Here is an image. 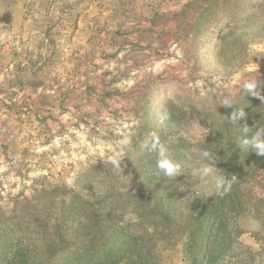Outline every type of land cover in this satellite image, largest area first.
Returning a JSON list of instances; mask_svg holds the SVG:
<instances>
[{"label":"rangeland","instance_id":"rangeland-1","mask_svg":"<svg viewBox=\"0 0 264 264\" xmlns=\"http://www.w3.org/2000/svg\"><path fill=\"white\" fill-rule=\"evenodd\" d=\"M249 78L264 96V0H0V264H264ZM206 150L239 185L198 189Z\"/></svg>","mask_w":264,"mask_h":264},{"label":"clouds","instance_id":"clouds-1","mask_svg":"<svg viewBox=\"0 0 264 264\" xmlns=\"http://www.w3.org/2000/svg\"><path fill=\"white\" fill-rule=\"evenodd\" d=\"M256 84V79L249 78L243 83L242 88L249 90V94L251 96L259 98L262 102H264V96H261L260 93L256 91H252L256 87ZM223 104L227 105L229 104V101L225 99L223 100ZM244 115L245 113L243 109L239 110L237 113H233L230 123L234 124L237 117H244ZM243 131L248 133L251 137L250 139H245L244 143L251 144L258 156H264V140L261 139L262 134H264V128H261L260 131L255 133H253L252 129L248 127H245ZM118 143L121 150H123L127 147L129 141L128 138L125 137ZM150 151L157 153L156 168L160 173L168 178H175L176 176L181 175L182 168L187 166L185 162H179L170 158L166 153V149L160 144L159 140L154 135L150 142ZM202 155L203 157L208 158L210 163H202L199 166L198 177L196 172L192 173V175L199 180V184L197 185L198 189L204 193L215 192L221 195L231 191L235 182V177L228 181L218 177L216 175L218 170L216 169L215 164L212 163L213 154L206 150L202 153ZM110 162L115 169H120V161L117 158L112 157ZM225 183L226 186H224ZM222 187L224 189L223 193H221Z\"/></svg>","mask_w":264,"mask_h":264},{"label":"trees","instance_id":"trees-1","mask_svg":"<svg viewBox=\"0 0 264 264\" xmlns=\"http://www.w3.org/2000/svg\"><path fill=\"white\" fill-rule=\"evenodd\" d=\"M256 102H257V100H256ZM259 107H260V103H259ZM260 110H262L261 111L262 114L259 115V117H260V123H261L260 126H259V128H258L259 131H260L261 128H264V107H263V109H260ZM242 134L244 136V139H245V137H246V139H250L251 138L248 135V133H246L244 131H243ZM261 138H264V135H262ZM230 139H231V137L227 139V142ZM249 145H251V144H249ZM233 147L234 148L235 147L237 148V145L236 146H233ZM248 159H250V158H248ZM254 163H256V162H254ZM256 167L257 166H254L253 167L254 170L256 169ZM238 168H235L234 166H231L230 164H227L226 165V169L223 171V177H222V179H224L225 181H228V180H232V178L235 177L234 184H238L239 185L240 184V181L243 180V177L240 178L241 172L238 171ZM224 186H226V183H225ZM233 196H234V194H233ZM233 205H234V203H233ZM242 206H243V201L240 200V199H238L237 207L242 208ZM220 216H221V218L224 217V212L223 211H221L219 217ZM223 221H224V218H223ZM223 227H224V223H223ZM223 227H222V224H219V227L216 230L217 233L220 234L221 232H223ZM217 236H218V234H217ZM42 251H43V246L41 248H38L36 255H33V253H32L33 251H32V249L29 248V245L28 244H23L22 246H18L15 250H13L12 256L9 259L6 260L5 264H43V262L45 260H47V259H44L43 260V258H46L47 257L46 255H49V253L46 254L42 259H39V260H36L35 259V257L36 256H39V254ZM208 254H209V247H207V250H204L203 255L207 256Z\"/></svg>","mask_w":264,"mask_h":264}]
</instances>
